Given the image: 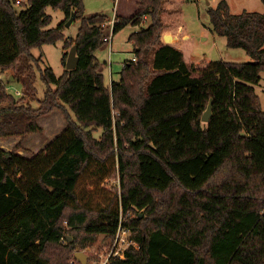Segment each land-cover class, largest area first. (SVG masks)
Segmentation results:
<instances>
[{
	"label": "trees",
	"instance_id": "16d2710c",
	"mask_svg": "<svg viewBox=\"0 0 264 264\" xmlns=\"http://www.w3.org/2000/svg\"><path fill=\"white\" fill-rule=\"evenodd\" d=\"M161 4L136 0L133 14L114 12L112 34L150 22L129 34L134 57L106 86L94 55L106 14L85 16L82 0H0V73L12 70L32 92L24 75L41 58L32 48L63 40V65L74 44L78 56L60 76L39 68L36 108L0 80V137L21 136L0 146V264H81L71 263L75 247L98 234L112 239L120 220L137 247L112 264H264V110L254 87L264 71V14L231 13L226 0L210 6V31L252 61L196 68L162 41ZM47 6L64 21L74 13L75 37L63 23L46 27ZM54 110L65 127L21 155L24 137L41 133L39 118Z\"/></svg>",
	"mask_w": 264,
	"mask_h": 264
},
{
	"label": "rangeland",
	"instance_id": "374dc122",
	"mask_svg": "<svg viewBox=\"0 0 264 264\" xmlns=\"http://www.w3.org/2000/svg\"><path fill=\"white\" fill-rule=\"evenodd\" d=\"M218 1L219 0H162L161 7L163 13L161 16L165 26L166 28L172 27L175 29L173 33L164 30L163 34L166 35L162 34V38L165 36L167 39L171 36L172 39H177L176 41H178V39L182 40L177 43L176 46L182 49L184 60L187 63H192L196 68H203L209 60L234 62L252 61V57L248 55L243 48L227 46L224 36L215 35L210 31L211 24L208 8L210 6L215 7ZM226 1L231 13L237 14L242 11H257L264 14V3L262 0ZM82 2L85 16L102 13L106 14L108 19L113 18L117 6L120 7V9L117 10L118 12L122 11V13H128L125 5L129 2L126 0H121V3L119 2L120 4L117 0H82ZM132 7L137 8L133 6V3ZM45 11L51 16V22L46 26L47 28H55L63 23L64 36H76L81 23L79 19H73L69 25H66L68 19L64 21L66 17L64 11L51 6H47ZM149 22L148 17H145L139 25L127 24L113 34L111 46L104 42L101 47L95 50L94 55L101 65V71L106 86H110L111 76L113 80H118L120 78V71L124 61L132 60L134 57L133 46L128 40L129 34L139 30L141 27L148 26ZM105 25L106 23L104 22V33L107 34L110 32L111 27ZM173 35L176 37H173ZM63 45L64 41L59 40L56 43H45L31 49V53L35 58L41 57L37 60V64L35 61L29 62L32 65V69L28 70L27 75H24L33 77L32 92H29V89L24 85L21 77L14 78L12 76V70L0 73V80L7 92L12 94L14 98L23 99L24 103L36 108L45 90V85L40 77L39 68L50 66L55 75L60 76L65 69L62 63V57L65 52ZM260 76V80L254 84V87L259 97L260 108L264 110V71L261 72ZM39 123L42 126V132L33 133L28 139H23L22 144H24V147L26 145L34 150L37 146H42L65 127L66 121L59 110H54L51 114L41 118ZM101 131V128L94 131V136L98 137ZM13 138H9L7 141L0 138V144L11 148L14 145L13 141L17 140ZM31 149L30 152L33 151ZM108 182L109 184H113L116 181L113 179L110 180L109 178ZM109 240L110 237H106L104 234H98L90 244L83 247H75L71 253V263L75 262V252L83 251L88 256L87 263L89 262L92 264L94 260L98 259L99 254L104 251V246L108 244Z\"/></svg>",
	"mask_w": 264,
	"mask_h": 264
},
{
	"label": "built area",
	"instance_id": "2783aa9c",
	"mask_svg": "<svg viewBox=\"0 0 264 264\" xmlns=\"http://www.w3.org/2000/svg\"><path fill=\"white\" fill-rule=\"evenodd\" d=\"M143 19H145V16ZM105 23V26H110L111 30L107 34L104 33L102 39L105 43H108L109 46H111L114 17L107 19ZM130 246L137 247V242L131 238L130 230L126 228L120 220L114 237L109 240L106 246H104V251L99 254L98 259L94 260L92 264H112L113 260L124 258L125 251Z\"/></svg>",
	"mask_w": 264,
	"mask_h": 264
},
{
	"label": "crops",
	"instance_id": "0c3cea01",
	"mask_svg": "<svg viewBox=\"0 0 264 264\" xmlns=\"http://www.w3.org/2000/svg\"><path fill=\"white\" fill-rule=\"evenodd\" d=\"M118 1V3L120 2L121 3V0H117ZM127 2H129V3H127L126 5H125V7H126V10L128 11V13H122V11H120V12H118L117 10H119L120 9V7H118L117 6V8L115 9V11L118 13V14H121V15H125V16H128V15H131V14H133L135 11H136V8H134V7H132V3H133V6H136V0H131V2H130V0L128 1V0H126ZM119 3V4H120ZM134 8V9H133ZM171 31L172 33L174 32V30L175 29H173L172 27H170V28H166V26H165V31ZM163 35H166V34H163ZM173 37H176L175 35H173ZM188 39V38H187ZM177 39H172V37L171 36H169L167 39H166V37L165 36H163V38H162V41L164 42V43H166V44H172V45H176L177 43H179L180 41H182V40H180V39H178V41H176ZM176 41V42H175ZM100 71H101V65H100ZM102 72V71H101ZM11 79H12V76H11ZM113 79H112V76H111V80H110V84H111V81H112ZM44 116H42V117H40L39 118V121H40V119L41 118H43ZM33 135V133L32 134H28L26 137H24V139L26 140V139H28V137H31ZM55 136V135H54ZM53 136V137H54ZM15 138V139H17V140H15L16 142H18L20 139H21V136H19V135H14V136H9V137H7V138H4V137H0V138H2V140H6L7 141V139H9V138ZM52 137V138H53ZM13 138V139H14ZM52 138H50L48 141H50ZM15 141H13V143L15 144L16 142ZM48 141H46L42 146L40 145V147L39 146H37L36 147V149H31L29 146H26L25 145V147H24V149H20L19 150V153L21 154V155H23V156H26V157H31L32 155H33V153H36V152H38L40 149H42L43 147H44V145H46V143H48ZM24 145V144H23ZM0 146H4V145H1L0 144ZM14 146V145H13ZM3 148H5V149H11L10 147H8V146H4ZM30 149L31 150H33V151H31L30 152ZM25 150H28V151H25Z\"/></svg>",
	"mask_w": 264,
	"mask_h": 264
},
{
	"label": "water",
	"instance_id": "95a60500",
	"mask_svg": "<svg viewBox=\"0 0 264 264\" xmlns=\"http://www.w3.org/2000/svg\"><path fill=\"white\" fill-rule=\"evenodd\" d=\"M75 18L74 13L72 12L70 17L68 18L66 25H69L70 22ZM77 50V46L74 44L72 45L69 50H68V54H67V58H66V63H65V68L66 69H74L77 66V62H78V56L76 53ZM211 107H212V99L209 100L206 109L204 110L202 116H201V120L203 122H208L210 116H211ZM74 257L79 260L81 262V264H87V254L84 253L83 251H77L74 254Z\"/></svg>",
	"mask_w": 264,
	"mask_h": 264
}]
</instances>
